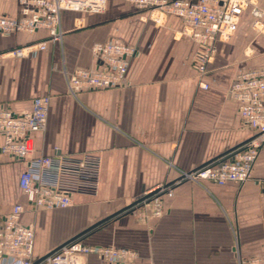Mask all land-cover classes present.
Listing matches in <instances>:
<instances>
[{
	"label": "crops",
	"instance_id": "crops-1",
	"mask_svg": "<svg viewBox=\"0 0 264 264\" xmlns=\"http://www.w3.org/2000/svg\"><path fill=\"white\" fill-rule=\"evenodd\" d=\"M20 8L21 0H0V15L17 18ZM61 18L63 40L22 57L9 52L47 32L0 33V110L28 112L33 98L48 94L47 127L33 134L36 153L58 147L101 157L97 194L76 193L66 208L29 206L21 215L35 228V258L78 238L138 253L120 264H238L239 256L264 264V144L243 183L180 181L181 171L227 157L257 134L229 94L238 74L264 68V31L254 27L250 8L229 40L216 41L203 76L195 66L199 45L181 34L178 16L159 25L127 0H108L102 13L67 10ZM110 40L137 49L127 84L70 93L64 71L95 66L92 45ZM26 165L0 152V225L15 203H28L19 186ZM160 185L167 186L159 193L163 214L134 211L137 198ZM0 264L18 260L5 256ZM89 264L106 263L92 254Z\"/></svg>",
	"mask_w": 264,
	"mask_h": 264
},
{
	"label": "built area",
	"instance_id": "built-area-1",
	"mask_svg": "<svg viewBox=\"0 0 264 264\" xmlns=\"http://www.w3.org/2000/svg\"><path fill=\"white\" fill-rule=\"evenodd\" d=\"M139 9L146 10L156 24L162 25L170 15L183 21L181 34L199 45L196 69L200 76L207 72L216 53V41H227L237 31L240 17L250 8L253 25L264 31V7L256 0H127ZM108 0H21L20 15L11 18L0 15V33H36L44 30L47 38L14 48L9 54L26 56L47 48L48 42H61L63 11L102 13ZM136 47L118 42H95L92 56L95 66L80 68L72 73L64 71L69 92L77 96L82 89H106L127 84L130 60ZM208 88L207 82H201ZM230 97L238 103L242 123L257 134L244 146L227 157L213 160L191 171H181L180 181L189 180L205 186L207 181L224 185L227 182L243 183L252 176L253 164L264 144V68L251 69L237 75L229 89ZM51 96L40 95L32 100V109L19 113L9 108L0 110V152L27 161L19 177V186L28 203H15L0 225V259L12 256L18 264H89V256L97 255L106 264L128 263L137 258L131 249L112 245H89L75 238L53 252L36 259L35 228L21 222L28 207L66 208L73 203L76 193L97 194L101 177V157L85 152L81 154H37L33 134L47 127ZM167 186L160 185L135 202L134 211L150 207L152 216H161L163 204L159 193ZM238 264H263L257 258L242 259Z\"/></svg>",
	"mask_w": 264,
	"mask_h": 264
}]
</instances>
